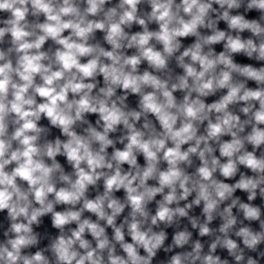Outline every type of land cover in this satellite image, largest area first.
Returning a JSON list of instances; mask_svg holds the SVG:
<instances>
[{"label":"clouds","instance_id":"obj_1","mask_svg":"<svg viewBox=\"0 0 264 264\" xmlns=\"http://www.w3.org/2000/svg\"><path fill=\"white\" fill-rule=\"evenodd\" d=\"M0 264H264V0H0Z\"/></svg>","mask_w":264,"mask_h":264}]
</instances>
